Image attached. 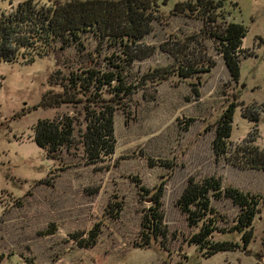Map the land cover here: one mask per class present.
<instances>
[{"label":"rangeland","instance_id":"rangeland-1","mask_svg":"<svg viewBox=\"0 0 264 264\" xmlns=\"http://www.w3.org/2000/svg\"><path fill=\"white\" fill-rule=\"evenodd\" d=\"M20 1L0 0V14ZM182 1L167 0L142 40L152 51L132 65L134 90L112 114L114 152L102 162L83 155L82 105L54 103L64 94L62 63L78 62L72 48L58 54L62 73L51 84L53 53L0 63V264H264V168L254 158L264 154V0H214L222 12L207 27L195 13L173 11ZM227 22L247 30L237 79L208 36ZM94 48L91 41L84 51ZM185 67L195 72L179 75ZM230 104V138L220 153L212 145L215 124ZM63 115L75 121L73 143L49 158L32 128ZM210 176L260 204L246 247L206 256L188 242L198 229L187 226L176 201L189 179ZM155 196L166 237L140 248L141 217ZM211 206L219 220L213 240L238 241L230 231L238 209L228 199ZM89 231L96 242L84 248Z\"/></svg>","mask_w":264,"mask_h":264},{"label":"trees","instance_id":"trees-1","mask_svg":"<svg viewBox=\"0 0 264 264\" xmlns=\"http://www.w3.org/2000/svg\"><path fill=\"white\" fill-rule=\"evenodd\" d=\"M166 2L54 0L38 6L33 0H22L13 13L0 14V63H30L34 56L53 53L58 68L49 76L51 84L54 75L62 73L58 54L65 48L73 49L78 62L62 63L64 94L57 96L54 103L82 105L80 113L84 129L80 138L87 163L102 162L114 152L112 114L133 93L132 65L150 55L152 50L144 46L142 40ZM221 6V1L185 0L175 3L173 11L195 13L202 20V26L207 27V23L218 20L217 11L222 12ZM246 31V27L236 22L219 24L216 30L208 31L233 79L238 77L240 57L248 54L241 45ZM91 41L95 48L84 51ZM102 49L106 53H102ZM193 72L192 68L185 67L178 73L184 76ZM233 112L234 104H230L215 124L212 145L220 153L224 152L230 138ZM32 129L33 141L49 158L59 157L61 150H68L76 131L75 121L69 115L39 119ZM255 156L264 168V154L255 152ZM212 199H228L238 209L236 223L230 230L239 235L238 241L213 240L219 220L211 206ZM153 203L154 208L141 217L143 240L137 244L140 248L149 246L152 240L162 241L166 237L156 196ZM259 204L258 196L233 187H222L220 180L213 176L200 181L189 179L176 201L187 226L198 229L188 242L206 256L246 247L252 239V222L259 212ZM96 236L95 231H89L86 239L81 241L82 246L93 247Z\"/></svg>","mask_w":264,"mask_h":264}]
</instances>
